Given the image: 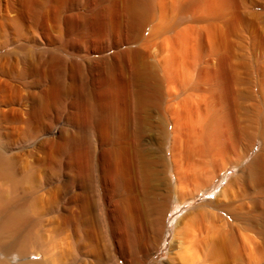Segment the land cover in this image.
Masks as SVG:
<instances>
[{"label":"rangeland","instance_id":"obj_1","mask_svg":"<svg viewBox=\"0 0 264 264\" xmlns=\"http://www.w3.org/2000/svg\"><path fill=\"white\" fill-rule=\"evenodd\" d=\"M0 128L23 264H264V0H0Z\"/></svg>","mask_w":264,"mask_h":264},{"label":"bare ground","instance_id":"obj_2","mask_svg":"<svg viewBox=\"0 0 264 264\" xmlns=\"http://www.w3.org/2000/svg\"><path fill=\"white\" fill-rule=\"evenodd\" d=\"M153 1L154 0H137L139 10H146V9L150 8L152 6ZM226 60L227 59L225 57L220 58L221 63H226ZM0 175H5L9 178H12V175H13V166L9 160V157H8L6 151L4 150V140L2 138L1 128H0ZM95 189H96V192H99L98 188H97V182L95 183ZM2 190H0V264H23L22 260H21V253L13 252L9 246L4 244L5 240L13 239L14 235H16L15 233L18 232V228L14 227V226L16 224H19L22 221L23 213L20 210H17L15 208L16 205H14L13 199L8 198V196H6L8 194H5L4 192H2ZM210 192L211 193H217L215 188H211ZM11 193H13V191ZM9 196H11V195H9ZM187 199H190V198L187 197ZM182 205L184 207H186L187 201L184 202ZM177 210L178 211L175 214L181 212L183 210V207L179 206L177 208ZM158 211H159L158 213L160 215H163V216L167 212L166 210H163V209H161V210L159 209ZM167 213L169 215V212H167ZM183 214L184 213H182L180 215L178 214V216L174 217V219L172 220L171 225H170L172 230H174L180 224V222H181L180 217H182ZM163 223H164L163 218H158L157 223H156V227H154L156 234L159 237H162V235H164V232H165V227H163V225H164ZM182 236H183V234H182ZM181 243L182 242H180V244ZM179 251H182V250H179ZM184 253H181V254H184ZM187 253H188V251H187ZM183 256H185V255H183ZM188 256H186V257H188ZM183 259H185V258H183ZM185 260H187V259H185Z\"/></svg>","mask_w":264,"mask_h":264}]
</instances>
